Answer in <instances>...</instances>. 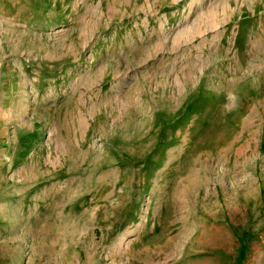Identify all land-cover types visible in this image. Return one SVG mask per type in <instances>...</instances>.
<instances>
[{"label": "rangeland", "instance_id": "rangeland-1", "mask_svg": "<svg viewBox=\"0 0 264 264\" xmlns=\"http://www.w3.org/2000/svg\"><path fill=\"white\" fill-rule=\"evenodd\" d=\"M0 110V264H264V0H0Z\"/></svg>", "mask_w": 264, "mask_h": 264}, {"label": "bare ground", "instance_id": "bare-ground-1", "mask_svg": "<svg viewBox=\"0 0 264 264\" xmlns=\"http://www.w3.org/2000/svg\"><path fill=\"white\" fill-rule=\"evenodd\" d=\"M1 112H2V111L0 110V113H1ZM213 144H214V143H213ZM216 146H217V144H216ZM216 146H215V147H216Z\"/></svg>", "mask_w": 264, "mask_h": 264}]
</instances>
